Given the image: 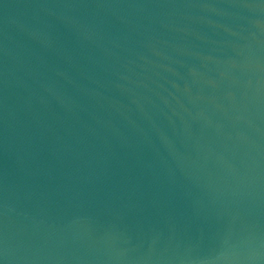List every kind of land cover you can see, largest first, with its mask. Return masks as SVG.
<instances>
[{
    "label": "water",
    "instance_id": "obj_1",
    "mask_svg": "<svg viewBox=\"0 0 264 264\" xmlns=\"http://www.w3.org/2000/svg\"><path fill=\"white\" fill-rule=\"evenodd\" d=\"M0 264H264V0H0Z\"/></svg>",
    "mask_w": 264,
    "mask_h": 264
}]
</instances>
